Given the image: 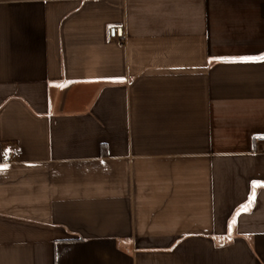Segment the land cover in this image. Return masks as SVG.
Instances as JSON below:
<instances>
[{
  "label": "crops",
  "instance_id": "0c3cea01",
  "mask_svg": "<svg viewBox=\"0 0 264 264\" xmlns=\"http://www.w3.org/2000/svg\"><path fill=\"white\" fill-rule=\"evenodd\" d=\"M260 56L264 0H0V264H264Z\"/></svg>",
  "mask_w": 264,
  "mask_h": 264
},
{
  "label": "built area",
  "instance_id": "2783aa9c",
  "mask_svg": "<svg viewBox=\"0 0 264 264\" xmlns=\"http://www.w3.org/2000/svg\"><path fill=\"white\" fill-rule=\"evenodd\" d=\"M109 36L113 40H120L125 36V29L123 27H111L109 29ZM255 143L257 146L258 151L264 152V137L258 136L255 138ZM14 155H10L7 157V161H11L13 159Z\"/></svg>",
  "mask_w": 264,
  "mask_h": 264
},
{
  "label": "snow or ice",
  "instance_id": "6c2138e0",
  "mask_svg": "<svg viewBox=\"0 0 264 264\" xmlns=\"http://www.w3.org/2000/svg\"><path fill=\"white\" fill-rule=\"evenodd\" d=\"M246 61H256V60H259V61H264V56H260V57H245V58H242ZM245 208L247 209V206H245Z\"/></svg>",
  "mask_w": 264,
  "mask_h": 264
}]
</instances>
